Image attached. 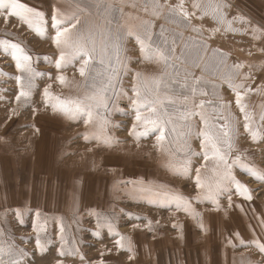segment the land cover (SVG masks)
Instances as JSON below:
<instances>
[{
    "label": "rangeland",
    "instance_id": "obj_1",
    "mask_svg": "<svg viewBox=\"0 0 264 264\" xmlns=\"http://www.w3.org/2000/svg\"><path fill=\"white\" fill-rule=\"evenodd\" d=\"M19 2L43 12L47 23L41 36L35 24L29 29L16 17L0 16V40L19 43L41 74L33 78L30 99L18 102L15 77L20 73L11 49L5 51L0 44V246H15L17 253L10 257L6 252L5 260L20 259L23 264H264V254L254 245L244 246L251 245L253 237L264 243V180L253 175L264 174V0H155L175 9L162 8L157 16L152 14L153 0H105L113 5L107 15L112 21L109 27L118 28L123 37L121 59L131 69L119 87L130 89L136 72L144 79L162 77V97L177 101L166 105L174 118L188 109L202 112L217 124L226 122L219 117H227L234 126L229 163L239 158L232 172L249 189L251 200L230 183L218 197L219 207L196 199L206 191L196 186V170L208 182L214 179L215 168L214 161L202 157L199 116L190 118L187 147L183 139L171 137L157 146L158 129L139 139L130 135L133 118L125 115L130 112L126 98L116 101L103 131L97 125L86 126L83 120H69L44 103L43 90L49 85L50 92L61 97L83 96L86 91L78 63L62 71L55 67L59 50L51 39L55 34L51 17L54 10L71 14L76 3L85 7L92 0ZM193 3L202 7L194 9ZM89 11L94 21L105 23L95 8ZM145 20L153 25L151 41L144 34ZM128 33L139 34L153 50L163 52L167 67L157 59H144L135 35ZM197 53L198 66H194ZM60 74L67 78L66 85L56 80ZM197 78L199 83H195ZM230 83L243 85L238 90L250 116L249 130ZM201 101L202 109L198 107ZM175 197L189 201V211L177 209ZM37 212L39 233L33 230ZM38 234L46 249L43 255L37 249ZM61 248L65 255L59 254ZM19 250L27 255L19 256Z\"/></svg>",
    "mask_w": 264,
    "mask_h": 264
},
{
    "label": "snow or ice",
    "instance_id": "obj_2",
    "mask_svg": "<svg viewBox=\"0 0 264 264\" xmlns=\"http://www.w3.org/2000/svg\"><path fill=\"white\" fill-rule=\"evenodd\" d=\"M169 7L170 11L175 12L174 8L170 6L161 5L153 0V15H159V10ZM181 8L183 5L180 6ZM192 7H202L198 3H193ZM90 8L97 10L98 16L104 19L105 23L100 24L94 21ZM103 9V15L100 14V10ZM113 10V5L105 3V0H92L91 4L81 7L79 3L75 4V11L71 14H61L59 10H54L51 21L52 28L54 29V36L51 37L53 44L59 50V57L55 61V67L58 70H63L69 66H74L78 63V71L81 77L85 79L86 91L83 96L77 97H61L59 95H53L50 92L51 85L47 86L43 90V100L46 105L51 106L53 112H57L72 121L83 120V123L87 125H97L101 131L107 128L109 124V118L113 112V108L116 105L118 99L126 98L130 107V112H125V115H132L133 123L131 125L130 135L139 139L140 137H147L149 132L158 129V134L155 137L157 146H161L163 142L172 139H183V147H187V138L192 134V125L190 124V118L199 116L203 123V128L199 130V136L201 137L200 146L202 149V157L204 161L210 159L214 161L215 168L213 169L214 179L212 181H203L201 178L200 170H196L195 183L200 189H206L201 196L196 199L198 201H211L219 207L218 197L223 191L226 190L228 184H235V188L238 194L242 195L245 199L251 200L249 189L242 185L233 175L232 168L237 160L229 163V154L233 148V142L230 136V130H234V126L227 122V117H219L225 120V123H213L202 112H196L193 110H182L179 112L178 117L174 118V115L169 114L168 106L175 105L177 101L171 96L161 95V78L144 79L140 72H136L132 75V85L130 89H124L119 87L122 84L123 77L131 74V69L127 67L124 61L121 59V52L123 51L122 42L123 37L120 30L117 28L113 30L109 26L112 21L107 19V15ZM84 16L81 19V16ZM182 15L187 18L186 12ZM0 16H11L18 18L21 22L26 24L29 29H32L34 24L35 32L41 36L45 33L46 20L44 13L36 10L19 0H0ZM215 19V15L213 17ZM144 28V34L148 41L152 39V22L145 20L142 21ZM164 29L161 28V33ZM129 35H135V38L139 44L141 56L144 59H157L165 63L167 67V56L158 49L153 50L151 44L146 43L145 39H142L139 34L128 33ZM0 44L5 46V51L11 49V58L15 61V67L20 73L15 77L16 83L19 87L16 100L19 102L22 99L28 101L32 95L33 78L41 75L33 67V57L21 47L19 43L10 42L8 40H0ZM174 51V49L172 50ZM193 57L194 66L196 58ZM99 65V67H97ZM56 80L61 85L68 83L67 78L63 75H57ZM200 79L197 78L195 83H199ZM164 87H168L164 84ZM230 87L236 89V105L240 111L244 114L245 129L249 130L248 121L250 116L246 111L245 105L242 103V94L238 90L243 85H231ZM132 95H128V92ZM192 92H196V88H192ZM201 95L206 93L201 92ZM185 102L187 97L184 98ZM199 108L204 107V102L201 101L198 105ZM177 119L180 122V128H177ZM169 125L172 127L169 128ZM138 129H142L138 131ZM88 139L87 136L84 137ZM253 140H255V133H253ZM182 150V149H181ZM188 171L187 168L184 169ZM250 171V170H249ZM258 180H264V174L256 175ZM231 198L229 197V200ZM176 208L189 211L191 205L190 202L182 197H175ZM19 220L22 221V217L19 216V210H16ZM7 215V213H6ZM37 221L33 225V230H41V224L39 222L40 213H36ZM264 223V222H262ZM46 229V226H44ZM111 225H109V231ZM264 230V228H262ZM60 238L63 241L65 225L63 219L59 224ZM97 235V233H91ZM238 239L243 242L239 234H236ZM41 238L39 234L36 238L37 249L41 255L46 251L45 247L40 242ZM117 245H121V241H116ZM254 245L261 254H264V243L259 242L253 237L252 244L245 243L244 246ZM122 247V245H121ZM13 256L16 253L15 246H8L7 249L0 246V264H23L22 260H5V254ZM60 255H65L63 248L60 249ZM18 255L23 257L27 254L23 250H19ZM81 259L83 257L81 256ZM62 264V262H61ZM101 264H104L101 261Z\"/></svg>",
    "mask_w": 264,
    "mask_h": 264
},
{
    "label": "crops",
    "instance_id": "obj_3",
    "mask_svg": "<svg viewBox=\"0 0 264 264\" xmlns=\"http://www.w3.org/2000/svg\"><path fill=\"white\" fill-rule=\"evenodd\" d=\"M263 107H264V94H263V99H262Z\"/></svg>",
    "mask_w": 264,
    "mask_h": 264
}]
</instances>
